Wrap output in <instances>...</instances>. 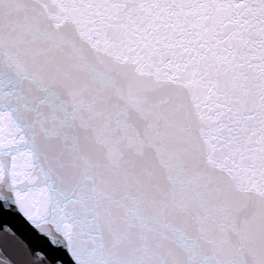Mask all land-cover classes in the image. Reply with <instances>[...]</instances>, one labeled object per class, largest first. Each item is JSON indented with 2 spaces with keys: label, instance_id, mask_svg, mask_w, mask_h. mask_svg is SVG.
Masks as SVG:
<instances>
[{
  "label": "snow or ice",
  "instance_id": "6c2138e0",
  "mask_svg": "<svg viewBox=\"0 0 264 264\" xmlns=\"http://www.w3.org/2000/svg\"><path fill=\"white\" fill-rule=\"evenodd\" d=\"M0 264H264V0H0Z\"/></svg>",
  "mask_w": 264,
  "mask_h": 264
}]
</instances>
